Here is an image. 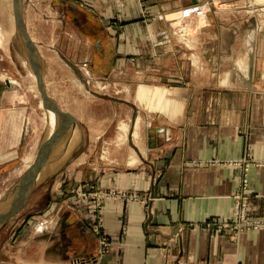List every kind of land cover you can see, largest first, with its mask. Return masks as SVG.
Wrapping results in <instances>:
<instances>
[{
	"label": "crops",
	"instance_id": "crops-1",
	"mask_svg": "<svg viewBox=\"0 0 264 264\" xmlns=\"http://www.w3.org/2000/svg\"><path fill=\"white\" fill-rule=\"evenodd\" d=\"M111 1L113 0H106L105 3ZM119 1L121 3L118 4V9L121 8L120 5L124 6L127 3L126 0ZM26 2L31 7L33 15L31 18L25 17L26 13L20 10L24 32L25 30L29 32L25 18L32 19L29 28L34 31H37L38 24H43L47 28L44 40L41 38L42 34L39 38L36 35L30 36L29 41L34 43L39 51L34 47L36 61L31 62L33 68L28 66L29 74L33 75L35 68L39 69L41 79L44 81L47 70L60 68L52 62L55 55L58 61H61L60 64L66 68L65 72H69L71 81L74 77L79 82L86 80L82 69L89 73V81L92 78L90 72L80 66V62L92 65L94 59L100 58L102 63L97 64L96 68H105L104 61L108 51L105 44L102 47L96 41L92 45L93 39L89 38L82 51L78 52V59L69 58V50L74 52L75 47L71 43V49L67 50L68 44L65 46L66 50L59 49L61 39L58 31L61 36L62 34L65 36L66 41H73L72 39L77 35L76 31L70 28V23L68 27L66 17H58L57 13L55 15L50 9V4L42 6L41 3L46 0H26ZM147 2L167 6L173 4L179 9L185 5L189 6L192 0H147ZM250 2V11L257 9L259 4L260 7L264 6V0ZM21 3L22 0H19L20 9ZM208 3L216 9L214 12L216 27L213 28V35L220 37L214 46L216 51L226 52L227 59L230 57L229 53L234 51V46H237L236 50L247 51L242 58L234 57L247 74L237 76L235 81L230 80L231 72L227 70L224 72L222 82L220 81L221 85L230 86L237 82L243 86V89L234 91L227 88L226 91L213 92V100L223 102L216 103L217 106L210 109L209 116L212 118L209 123L202 119L208 114L203 113L204 109L199 107L201 98H198V93L189 95L176 93L174 90L147 92L151 97L148 99H159L163 106L170 108L179 101L187 99L186 96H190V100H199V103L196 106L195 102L192 109L187 111L188 117L183 123L161 125L155 128L151 135L149 134L148 150L145 159L142 158L144 166L137 165L130 167V170L124 167L126 164L134 165L136 158L132 153L127 162L123 158L111 156L115 169L120 171L115 177V181L119 180L120 185L117 183L115 185L126 191L144 193L148 198L146 204L113 203L105 207V225L114 238L112 237L108 252L99 257L98 264H264V230L250 229L239 235H230L227 232L228 235L225 233L218 235L204 227L205 222L210 219L230 216L234 204L238 203L235 197H243L241 181L245 176V170L248 179L244 187L247 198L246 212L250 218L264 219V91L261 85L257 89L262 91L256 93L244 89L252 84L264 83V22H258L250 28L241 27L238 23H234L236 13L224 7L234 4L235 0H208ZM4 4L7 5L6 11L3 8ZM9 4L10 0H0V23L3 31V20L6 18ZM93 4L102 10L98 1ZM161 9V11L166 10ZM179 11L168 14L165 19L171 22L179 40L182 38L189 46L196 35L195 32L205 24L206 17L186 21L184 28L180 22H176L179 19L177 14ZM51 18L56 19L55 26ZM123 18L127 25L120 27L121 32L125 34L127 30L124 28L130 27L132 31L135 30L136 19ZM222 20L227 22L223 23ZM154 22L156 21L152 19L151 23ZM13 25L14 45L18 52L23 56L25 53V58L28 59L25 42L16 31L15 19ZM87 26L93 31L94 21H89ZM243 33L248 40L245 42L246 48L245 45H235V39ZM52 39L54 46H48ZM78 43L81 44L80 41ZM42 49L45 55L41 52ZM253 50L263 53H260L262 57L257 62L258 66L255 62L249 63V54ZM260 54L257 56L259 57ZM193 60L194 67L210 82L211 79L208 77L212 74V70L205 66L202 69L196 67L198 61L194 57ZM228 65L230 63L227 64L229 69L234 66V64ZM256 66L257 75L253 76L251 68ZM215 82L219 81L216 79ZM1 86L0 84V88ZM6 86L8 88L7 84ZM12 94L8 91L0 93V177L10 166L20 161L23 163V170L19 172L26 170L20 178L22 179L34 158L31 154L25 156V152L22 151L25 142L26 110L16 105V99L19 98H15ZM134 124L135 121L131 133L134 131ZM131 133L130 138H132ZM120 145L122 143L116 146ZM32 219L28 225L21 220L7 223L0 240V264H71L75 259H86L95 255L97 240L87 231L88 224L83 215L74 213V209L54 207L45 216Z\"/></svg>",
	"mask_w": 264,
	"mask_h": 264
},
{
	"label": "rangeland",
	"instance_id": "rangeland-1",
	"mask_svg": "<svg viewBox=\"0 0 264 264\" xmlns=\"http://www.w3.org/2000/svg\"><path fill=\"white\" fill-rule=\"evenodd\" d=\"M96 1L100 3L102 10L93 4ZM126 1V5H120V9H118V4L121 3L119 0H116L117 3L115 0L110 3H105L106 0H103L104 4L101 0H46V2L41 3L42 6L50 4V9L54 14L57 13L58 17L63 18L65 16L68 27L70 23V28L76 31L77 36L72 39L74 42L66 41L65 36L62 33L61 36L60 31H58V36L61 39L59 49L66 50V44H68L67 50L71 49L72 44L75 47L74 52L72 50L67 51L69 58L74 57L77 60L78 52L82 51L89 38L93 39L92 45L97 41V44L100 46L105 44L106 49H108L104 69L96 68L97 64L102 63L100 58L94 59L92 65L80 62V66L86 68L92 78L90 81L89 79L85 80L89 83L79 82L75 77L74 79L88 96L80 94L75 89L69 72H65L66 68L60 64L56 55L53 56L52 62L55 61V64L63 70L55 67L51 69L52 73L50 69L47 70L43 86L53 112L56 113L57 110L59 113V121L54 130L48 123L38 81L34 74L28 72L30 63L27 62L25 53L22 51L24 56L20 54L14 45V10L12 0H10L9 10H7L6 18L3 20L4 31L6 32L3 31L0 23V84L2 85L0 93L2 91L13 93L15 98H19L16 99V105H20L26 110L25 142L22 146L25 156L32 155L34 158L32 165L37 159L38 153L43 152V156L40 175L38 173L30 183V190L22 206H18L14 212L11 210L7 215H3L6 217L3 222H0V240L9 222L21 220L28 225L33 220L32 218L45 216L51 208L60 206L64 209L72 208L74 213L83 215L87 221V231L97 240V250L94 256L86 259H75L71 264H98L99 257L111 248L113 237L105 225V207L113 203L141 202L146 204L145 201L148 198L144 193L126 191L115 185V183L120 185L119 180L115 181L116 174L120 171L115 169L114 163L105 161L106 159L103 158L105 152H109L110 157L123 158L126 162L132 153L136 158L134 165H124L129 170L130 167L137 165L144 166L142 158L145 159L148 150L149 134L151 135L153 130L161 125L170 126L183 123L188 117L187 111L192 109L195 102L197 103L196 106L199 103V100H190V96H186L187 99H178L181 101L170 108L163 106L159 99H148L151 97L147 92H161L162 90L172 92L174 90L176 93L189 95L198 93V98H201L199 107L204 109L203 113L208 114L202 119L208 122L212 118L209 116L210 109L216 107V103L223 102L222 100H213V92L243 89V86L237 82L230 86L221 85L224 72L227 70L231 72L230 80L236 81L237 76L247 74L234 59V57L236 59L242 58L247 51L236 50L237 46H234V51L229 53V59L225 57L227 56L225 55L226 52L216 51L214 46L217 39H220L219 36L213 35V28L216 27V14L214 13L216 9L211 7L208 0H192L189 6L185 5L179 9L173 4L167 6L159 3H148L147 0ZM250 1L235 0L234 4L228 5V7L224 6L236 13L234 23H238L244 28H250L258 22H264V11H262L264 6L260 7L259 4L257 9L250 11ZM3 6L6 11L7 5L4 4ZM21 6L22 12L26 13L25 17L31 18L33 11L31 7L29 8L28 2L22 0ZM193 7H204L202 11L205 13L202 16L184 17L183 12ZM161 8L166 10L161 11ZM176 11H179L177 13L179 21L176 20V22H180L182 27L186 21L206 17L205 24L195 32L196 35L189 46L186 45L187 41H183L181 37L179 40L172 29L171 22L165 19L168 14L176 13ZM123 17L136 19L134 21L135 30L132 31L130 27L124 28L127 30L125 34L121 32L120 27L127 25ZM28 18H25L29 30V32L25 30L27 38L30 40L35 35L39 38L42 34V40L46 39L47 28L43 24H38L37 31H34V29L29 28L32 19ZM73 19H75L74 22ZM152 19L156 21L154 22L155 25L151 23ZM51 20L56 19L51 18ZM89 21L95 23L93 31L89 30L87 26ZM222 21L223 23L227 22ZM54 22L53 26L56 24ZM246 25L247 27H245ZM218 26L220 25L218 24ZM241 33L242 31H240ZM178 34L181 35L179 32ZM235 40V45L247 47L245 42L248 40L244 33L238 35ZM53 43L54 39L48 46H54ZM18 45H20L19 42ZM31 45L37 49L34 43L31 42ZM41 52L45 55L43 49ZM26 53L29 54L28 48H26ZM260 53L262 52L251 51L249 63L259 62L262 57ZM193 57L198 61L196 67L199 66L202 69L205 66L212 70L211 77H208L211 79L210 82L194 67ZM215 63L217 67H215ZM228 63H230L228 66L234 64L232 69L227 68ZM256 65L258 66V63ZM257 66L251 68L253 76L257 75ZM216 79L219 81L218 83L215 82ZM11 80L15 84L10 85ZM259 85L264 91V83L252 84L244 89L256 93V91H262L257 89ZM134 121V129L137 123L139 134L137 142V139L132 140L130 138V130H132ZM120 125L127 128L126 135L121 133ZM149 128L151 129L149 130ZM121 143L122 145L116 146ZM22 164L19 161L1 174L0 200L19 183L23 173L26 172V170L22 173L19 172V170H23ZM245 171L243 180L247 181L246 186L248 179ZM241 186L243 197H235L238 203L234 204L230 216L206 221L204 227L207 230L216 232L218 235L224 233L239 235L250 229L253 231L264 230V219L248 217L246 207L247 225H241V223L240 226H235L238 221L235 214L236 205H247L246 190L242 181ZM49 206L51 208H48ZM10 207L8 202L5 209L0 213L10 209ZM249 224L251 225L249 226Z\"/></svg>",
	"mask_w": 264,
	"mask_h": 264
},
{
	"label": "water",
	"instance_id": "water-1",
	"mask_svg": "<svg viewBox=\"0 0 264 264\" xmlns=\"http://www.w3.org/2000/svg\"><path fill=\"white\" fill-rule=\"evenodd\" d=\"M13 10H14L16 31L18 35L22 37V39L24 40L25 46L26 48H28V51H29L28 59L29 61L30 60L36 61V54H35L34 47L33 45H31V42L25 35L24 29H23L19 0H13ZM34 73H35L36 79L39 84V88L42 93L43 101H46L48 103L49 99L47 98L44 92L39 69L35 68ZM56 113H58L57 110H56ZM42 153L43 152L38 153L37 159L34 161L32 167L27 171L24 177L19 181V183L13 189L7 192L6 195H4V197L0 200V212H2V210L5 209V206L8 204V202H9V205H11L10 209L8 208L3 213H0V222L1 221L3 222V219L6 217V216L3 217V215H7L11 210L12 212H14L18 206H22V204L24 203L27 197L28 191L30 190L29 188L30 183L37 176V174L40 173L41 171L40 169L42 167V156H43Z\"/></svg>",
	"mask_w": 264,
	"mask_h": 264
},
{
	"label": "bare ground",
	"instance_id": "bare-ground-1",
	"mask_svg": "<svg viewBox=\"0 0 264 264\" xmlns=\"http://www.w3.org/2000/svg\"><path fill=\"white\" fill-rule=\"evenodd\" d=\"M5 1H7V0H5ZM21 5H22V3H21ZM30 7V6H29ZM23 8H22V6H21V9L20 10H22ZM201 10H204V7H202L201 8ZM49 11V10H48ZM205 13V11H203V14ZM202 16V15H201ZM53 19V18H52ZM53 21H55V20H53ZM54 23H56V22H54ZM55 25V24H54ZM179 30H181V29H179ZM183 31V30H182ZM181 31V32H182ZM180 32V31H179ZM184 35V34H183ZM251 35V34H250ZM182 37V36H181ZM51 43H52V41H51ZM34 47V46H33ZM55 57V56H54ZM57 57V56H56ZM54 59V58H53ZM195 60H196V58H194ZM53 61V60H52ZM27 62L28 63H30V66H31V68H33L32 67V65H31V62H32V60H30V61H28L27 60ZM61 62V61H60ZM195 62H197V61H195ZM33 63H35L34 61H33ZM54 63H55V61H54ZM63 63V62H62ZM57 64H58V62H57ZM63 65V64H62ZM57 66V65H56ZM198 67V66H197ZM82 72H83V76L86 78V79H89V73L86 71V70H83L82 69ZM34 75H35V73H33ZM72 75H73V73H72ZM36 77V76H35ZM76 78V77H75ZM227 79V78H226ZM87 82H89V81H86V83ZM15 82H12V80H11V82H9V84L10 85H13ZM72 83H73V86L75 87V89H77V91L80 93V94H83L84 96H86L87 94L84 92V90L82 89V87L76 82V80L73 78V80H72ZM83 83H85V81L83 82ZM39 85V84H38ZM42 85H43V81H42ZM43 89H44V86H43ZM44 92H45V89H44ZM46 94V93H45ZM88 96V95H87ZM43 105H44V107H45V111H46V114H47V117H48V123L53 127V129L55 130V126L57 125V122L59 121V118H58V113H55V112H53V110H52V108H51V105H50V103H49V101H48V103L46 102V101H43ZM47 107V108H46ZM119 129H120V131H121V133H123V135H126L127 134V128L125 127V126H123V125H120V127H119ZM137 131H138V128H137V123H136V125H135V129H134V132H132V139H137V137H138V133H137ZM103 158H105L108 162H111L113 159L110 157V153L109 152H105V155H104V157ZM111 163H113V162H111ZM39 175H40V173H39Z\"/></svg>",
	"mask_w": 264,
	"mask_h": 264
},
{
	"label": "built area",
	"instance_id": "built-area-1",
	"mask_svg": "<svg viewBox=\"0 0 264 264\" xmlns=\"http://www.w3.org/2000/svg\"><path fill=\"white\" fill-rule=\"evenodd\" d=\"M203 14V11L201 10V8L199 7H193L191 8L190 10H185V12H183V16L184 17H187V16H190V15H193V16H201ZM246 180H242V184H243V187H245V184H246ZM235 214H236V218H237V222H236V225L235 226H240L241 225H247V222H246V215H245V205H236L235 207ZM251 224H249L250 226Z\"/></svg>",
	"mask_w": 264,
	"mask_h": 264
}]
</instances>
